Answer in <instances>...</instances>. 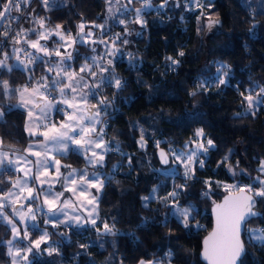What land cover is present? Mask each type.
<instances>
[{
    "label": "trees",
    "instance_id": "16d2710c",
    "mask_svg": "<svg viewBox=\"0 0 264 264\" xmlns=\"http://www.w3.org/2000/svg\"><path fill=\"white\" fill-rule=\"evenodd\" d=\"M107 3L55 0L51 7H45L42 0H32L20 22V29H35L22 36L24 41L26 37L36 39V33L43 30L36 22L41 18L44 30H55L59 24L66 37L79 35L78 26L84 23V30L91 29L97 43H75L72 62L76 66L89 58L92 45L100 49L101 38L112 47L107 39L115 32L119 36L113 39L115 47L123 52L101 75L106 79L97 89L100 98H107V110L101 106V126L106 146L113 149L106 153L104 165H88L72 151L56 155L62 162V176L83 167L101 175L104 183L96 224L82 228L48 225L55 251L49 253L43 245L32 253L30 264H101L113 254L115 264H203L199 254L211 229L210 209L226 194L224 187L235 185L248 191V187H260L257 177L264 179L259 171L264 161V104L256 115L242 113L240 104L242 92L255 94L258 86L264 87V0H203L194 10H187L184 0H151V8L142 14L145 26L135 23L139 29L132 27V21L142 0L132 4L120 0L129 11L122 10L110 19ZM22 9L13 14L19 15ZM205 16L216 21L217 28L208 32ZM121 19L127 27L120 26ZM51 36L47 41L50 46L58 41L57 36ZM16 51L11 43L0 50V60L7 54L8 65L0 67V110L4 111L0 133L24 123V115L15 110L20 90L50 82L42 79L50 76L46 60L35 61L26 71L14 64ZM172 60L179 63L173 65ZM218 78L225 84H218ZM115 79L122 82L119 89L114 86ZM4 81L8 82L7 90ZM92 99L97 103L96 96ZM201 129L203 136L197 137ZM142 135L143 147L138 144ZM207 139L214 147L202 155L203 168L195 164L191 179L184 176L181 165L171 167L170 152L185 149L193 141L206 145ZM40 140L32 137L24 144ZM117 145L119 151L115 150ZM158 150L169 156L166 167L158 161ZM225 157L227 162L221 163ZM16 176L4 168L0 191L9 189ZM173 190L179 193L175 203L171 197L161 199ZM145 197L151 198L145 203ZM256 199L260 216L247 223L251 230L264 229V198ZM183 208L194 209L191 217L195 219L190 217L187 227L179 214ZM104 223L112 233L104 230ZM8 237L7 226L0 222V264H10L4 243ZM98 240L103 248L97 245ZM243 241L246 251L241 264H264V245L250 241L248 231Z\"/></svg>",
    "mask_w": 264,
    "mask_h": 264
},
{
    "label": "snow or ice",
    "instance_id": "6c2138e0",
    "mask_svg": "<svg viewBox=\"0 0 264 264\" xmlns=\"http://www.w3.org/2000/svg\"><path fill=\"white\" fill-rule=\"evenodd\" d=\"M32 0H0V36H3L5 39H11L14 43H20V37L24 36L28 32H34L35 29H19L15 30L11 27L12 22L14 20H18V17L13 16L14 12H20L21 11V5L22 4H31ZM109 3L112 2V0H108ZM42 3L45 7H48L49 0H42ZM53 3H55V0H53ZM129 4L133 3V0H128ZM165 3H167V0H165ZM164 5L161 4L160 8H163ZM151 8V0H142V7L141 8H135V20L132 21L133 23H139L141 26H145V21L142 18V14L144 11H147ZM125 12H128L129 9L127 5H125ZM109 12H111V8L109 9ZM39 23L41 28H44L45 21L44 19H39L36 21ZM120 24H124L125 20L121 19L118 21ZM96 28H99L103 30L104 25H93ZM80 29V37L79 40H75L71 37L70 34L66 35L63 34L62 26L57 24L55 26V30H47L45 32H37L36 36L37 38L34 40L27 39L26 42L29 44V46L33 49H35L37 52H42L44 56L51 57L52 55H55L56 57H61L62 53L60 51V48H65L66 46L71 47L72 44L80 43L81 45L85 42V35H84V28L85 24L81 23L79 26ZM55 35L59 37L58 47L49 49L46 44H41V40H47L49 36ZM87 37H91L93 35L92 32H88ZM116 39H119V36L116 37ZM69 41L71 43H69ZM63 42V43H60ZM99 43L105 44V47L107 49L108 42L103 40L101 38ZM93 44L97 43L96 40L92 41ZM122 43L126 44L128 43L127 40H123ZM113 49H115V40L112 41ZM93 51L96 49L93 48ZM118 51V49H115ZM107 55H113V51L109 50ZM180 56H183L184 53L180 52ZM19 59V57H17ZM36 59L43 60V57L40 56H32L29 53V63L33 62ZM72 59V54H67V60ZM91 60L92 66L89 65L87 62L88 60ZM100 59H103V57H100ZM168 59H172L169 57ZM7 60V54H5V60H0V67H8L6 64ZM47 63V61H44ZM21 64H23V61H20ZM109 65L112 64V61L109 60L107 62ZM179 61L172 60V64H178ZM19 67V65H18ZM26 67V66H25ZM96 69H99L100 72H107L108 68L104 67L103 65L98 63L97 57H89L86 58L85 63L80 67L79 71L71 70V65H68L64 59L60 60L57 64L49 67L47 71L49 73H55V77L52 76H45L42 79L44 81L51 80V86L47 83H43L41 86L45 89V92L50 95L53 91H58L62 102L66 103L68 107L72 108L74 111L67 114V121L61 123L59 126L52 124L50 126V131L52 133L51 136H49V133L46 131L43 133L46 140L50 141L49 144L44 145V160H37L36 163L38 165V172L35 176V180H41L42 176H47L49 169L54 170L55 177L52 180L49 181H41L40 187H43L44 183L49 184V194L45 195L44 197V203L48 205L49 212H51L53 215H56L55 213V207L57 205V201L59 200L62 193H57L55 197L49 198L51 195V185L55 182H59V178L62 176V173L60 172V160L56 159L55 156H52L51 153H60V154H67L69 151L71 145L78 146V149L80 150L82 155H87L88 153L91 154V158H89L88 162L90 164H97L100 163L102 165V162L104 161L105 155L107 152L112 151V148L105 146V141L103 139V133H98L96 139L90 138L89 134L92 132H95V126L100 123L96 117L100 116V111H96L92 113L91 115H88L87 110L80 107L81 104L87 105L89 104V101L87 100V96H78L75 95L79 89H82L84 87H88V85L84 84V76L80 75L81 73H86L90 75L93 80H95L96 77ZM9 71H11V68H8ZM23 70V69H22ZM221 71V69H218V72ZM223 75H227L226 72L223 73ZM105 77L101 76L100 80L95 83V88H101L102 85L105 82ZM108 83L111 85L112 81H108ZM121 81L119 79H115L114 86L119 89L121 87ZM218 84H225L224 79L218 78L217 80ZM3 87L7 90L8 89V82H3ZM68 89L66 92L65 90ZM24 91H28L27 88H25ZM34 92L38 90H33ZM93 96L98 95V93H95L94 91L91 93ZM195 95V93H193ZM242 96V103L247 102V111L253 112V109L257 107L258 105L264 104V87L258 86V91H255V94L252 92H249V94L245 95L243 92L241 93ZM40 98L42 100H47L46 107H52L53 106V100L54 97L51 100H48L46 95L44 93H40ZM107 98L101 97L96 105H91V107L95 108L98 105L103 106V110H107ZM31 115V112L29 113ZM4 116V111L0 110V119H2ZM87 121V122H85ZM45 127H48L47 125ZM197 137L203 136V130H198L196 133ZM192 143L196 144V148L193 150L188 145L185 146L184 151L176 152L175 150L172 151L171 155L173 157V163H179L184 168V176L188 179H191L194 176V166L195 164H199V167L203 168L204 163L202 159H198V157L203 153L207 154L208 149L210 147H214V142L211 139L206 140V145L204 143H200L198 141H193ZM159 145V142H157V146ZM141 146H143V135L141 136ZM96 149H100V152H97ZM116 151H119V146L117 145L115 148ZM29 152L33 156L39 157L41 155L40 152H32L31 149H29ZM168 154L161 151L160 157L164 164H168ZM49 159L54 160V164H49ZM227 157L224 158L221 163L227 162ZM7 160L8 165L10 166H16L19 165L20 161L17 159L16 161L8 160L7 154L0 153V171L3 170L5 161ZM28 163H32L31 161H28ZM129 164H131V160L129 159ZM71 167V166H67ZM42 169L43 171H40ZM115 169V166H114ZM18 171H24L22 168H17ZM31 169H28V172H30ZM259 171L261 174H264V161L260 162ZM235 174V173H233ZM27 176V172L25 173ZM65 182V188L67 191H71L73 193H78L80 197H84L87 199L88 191L87 188L84 186L87 184L90 187H95L97 190H99L102 185L103 181L100 179L99 176H96L93 179H89L86 172H82L79 174V183L80 187L76 188L73 187L77 184V173L76 170L73 169L70 171L66 176L63 177ZM257 182L260 185L258 189H252L251 187H248V191L254 192V196L264 198V179H261L260 177H257ZM12 187L19 188L21 192L26 191L28 196V199H38L39 194H37L35 197L33 196V189L28 187V180L25 179L24 181L17 180L15 183L12 184ZM177 187L183 188L184 185H178ZM229 188L236 187L235 185H229ZM237 191H244L243 188H237ZM16 193L9 192L5 196H0V208L4 207V202L8 200L9 196H16ZM179 193L175 190L168 193L167 196L161 198L163 201H168L169 197L172 198V202L175 203L176 199L178 198ZM17 198H19L17 196ZM153 199H155V189L153 190ZM96 197H93L92 199L88 200L89 204H93L96 200ZM145 199H148V197H145ZM23 207V205H21ZM64 207H68V202L64 203ZM255 207V200L253 196L244 195L238 198H226L223 205H217V229L214 233H212L208 239L204 242L205 248L203 257L205 260L209 262V264H237V261L240 259L241 255L244 253L245 245L243 241L241 240V231L247 230L249 231V239L250 241H255L258 244L264 245V229H253L249 230L247 229V222L252 218L260 215L259 213L253 211ZM94 210V209H93ZM194 209L191 208H183L180 209L179 214L183 217V224L185 227L188 226L189 218L191 217V212ZM63 211V209H61ZM28 213H32L33 209L31 206L28 207L27 210ZM20 214V213H18ZM21 219H24V216L26 214H20ZM0 216H3V213H0ZM32 220L36 219L35 214H32L30 217ZM77 223L80 222L79 217L73 218ZM191 219H195L194 217H191ZM90 222L92 225L96 224V218L91 217L90 214ZM8 223L12 225V230L14 234H18V229L16 228V225L12 222L11 219L8 220ZM33 227H36L35 225ZM104 230L108 233H112V228L109 227L107 223H104L103 225ZM25 235H27V232L25 230ZM47 234L44 233L41 236L40 240H36L32 242V245L35 247H39L42 240L46 238ZM11 243V241H9ZM32 245H30L26 251L31 252L32 251ZM81 247H86L85 245H81ZM16 255H20V252L17 251ZM24 259H27L25 256ZM140 264H145L144 261H140Z\"/></svg>",
    "mask_w": 264,
    "mask_h": 264
},
{
    "label": "rangeland",
    "instance_id": "374dc122",
    "mask_svg": "<svg viewBox=\"0 0 264 264\" xmlns=\"http://www.w3.org/2000/svg\"><path fill=\"white\" fill-rule=\"evenodd\" d=\"M107 2H108V0H107ZM202 2H203V0H184V4H185V7H186L187 10H194L196 8L201 7ZM52 3H53V0H49L48 7L49 6L51 7ZM107 4H108L107 16L109 17V19L113 18L114 15H116L117 13L121 12L122 10H124V7L120 4V0H112L111 3L108 2ZM110 8H111V12H109ZM113 23H114V21H113ZM204 23L206 25V28H207L208 32L212 31V29L214 30L218 26V23L216 21H214L213 19H210L208 17L204 18ZM138 24L134 23V25L132 27L139 29L140 27L135 26V25H138ZM139 25H141V24H139ZM120 26L125 28V27H127V24H125V23L124 24H120ZM42 29L43 30L41 32L47 31V30H44V28H42ZM88 32H92L91 29L86 30V31L84 30V35L86 37L85 38V43L86 42L87 43H92V41L95 40V38L93 37V35L91 37H87L86 34ZM78 34L79 35H77V36H71V37L78 41L79 37H80V29L78 31ZM50 37H52V36H49V38ZM115 38H116V32L111 34L109 39H107V40H109V44L112 45V41ZM48 39L47 40H41L40 43L41 44H46L49 49H53V48L58 47V43H53L52 46L48 45L47 44ZM57 39L59 41V37ZM60 43H63V42H60ZM69 43H71V42L69 41ZM74 45L75 44H72L71 47H67L66 46V51H65V48H60V51L62 53L61 57H56L55 55H52L51 57H48V56H44L42 52H37L35 49L31 48L29 46V44L27 43V47L29 49V53L32 56H34V57L35 56H40V57H43V60L47 61V66H46V72L47 73H49L47 71V69L49 67L57 64L62 59H64L68 65H71V70H74V71H77V72L79 71L80 67L85 62H81V64L79 66H76V64L72 62L74 57H75V55H73V47H74ZM101 45L102 46L100 47V49H98L96 45H92V49L95 48L96 50L93 51L91 49V52L89 53V57H93V56L97 57L98 63L103 65L104 67H107L109 69V66H111L112 64L109 65L107 62L109 60H111L112 63H113L119 57H122L123 52L120 51L119 47H115V49H118V51H117V50L113 49V46L111 47V46L107 45V49H106L105 44L101 43ZM109 50H112L114 54L113 55H107L106 53ZM68 53L72 54V59L71 60H67V54ZM100 57H103V59H100ZM39 60L40 59H36L35 61H39ZM125 60H126V58H125ZM88 63H89L90 66H92V62H91L90 59H89ZM14 64L19 65V66L22 65L20 63V61L17 60V59L15 60ZM96 73L97 74H96L95 80H93V78L90 75H88L86 73H81L80 75L84 76L83 83L88 85V87H84L82 89H79L78 92L75 94V95H78V96H87V100L89 101V104H87V105L81 104L80 107L83 108V109H86L88 115H91L92 113H94L96 111H100V113H101L100 116L96 117V119H98L100 121V123H98L95 126V132H92V133L89 134L90 138H92V139H96L97 138V134L102 132V126H101L102 110H101V106L98 105L95 108L91 107V105H96L97 104L96 101H94L92 99L93 95L91 93L93 91L95 93H98L97 88H95V83L100 80V78H101L100 76L102 74H104L105 72H100L99 69H96ZM49 74H50V76L55 77V73H49ZM49 85L51 86V80L49 82ZM65 91L67 92L68 89H66ZM50 96L55 98L54 101H55L56 105L57 106L58 105L61 106L62 109L64 110V112H63L62 116L59 115L56 119L50 118L49 120L42 121V123H41L42 126H44V127L46 125L48 126L46 128H50V126L52 124H55V125L59 126L61 123L68 122L67 121V114L74 111L72 108L68 107V105L66 103L62 102V98H61V96H60L58 91L51 92ZM96 99L99 100L100 96L96 95ZM240 104H241V108H242V113L249 114V115L257 114L259 112L260 108L263 105V104H261V105H258L257 107H255L253 109V112L255 114H253L252 112H248L247 111V102L246 101L243 102V103L241 101ZM85 122H87V121H85ZM13 126H17V125L13 124ZM8 138H9L8 136H7V139L2 137V139L0 141L1 147L5 146L4 148H9V147L15 148L16 146L13 144V141H12L13 139L10 140ZM198 142L204 143L203 141H198ZM138 144H139V146H141V139L138 140ZM187 145L189 147H191L193 150L196 148V144L195 143L187 144ZM105 146H106V144H105ZM143 146H144V142H143ZM143 146H141V147H143ZM71 149H78V146L71 145L69 151ZM184 150H186V149L179 148V149L176 150V152H180V151H184ZM96 151L100 152L101 150L100 149H96ZM171 153L172 152H170V157L173 159ZM51 155L55 156L56 159H59V158L56 157V155H62V154L53 152V153H51ZM78 155L82 156L81 154H78ZM202 155H204V154L202 153L198 157V159H202ZM89 158H91V154L90 153H88L87 155L83 156V159L85 160V162H88ZM17 159H19V161H20L19 165H16V166L7 165L8 168H14V169L22 168V169H24V171H21L22 174H23L22 177L17 179V180L24 181L25 179H27L28 180V187H30V188H32L34 190L33 191V196L35 197L37 194H39V197H38V199H31L30 200V199L27 198L28 194H27L26 191L21 192L18 187L14 188L12 186H11V188L7 189L5 192H1L0 191V196H5L10 191L17 194L16 196H9L8 200L4 202V207L0 208V213H3V216H0V222L5 224L7 226V228H8V230H9V237L4 241V243H5L6 248H7V253L9 255V257H10V264H30L32 253L38 251L43 245L46 246L45 250L47 252L50 253V252H54L55 251L56 245H54L50 241V239H49V231L46 229V227L48 225H65V226H76V227L78 225H77V222L73 221L74 220L73 218L75 217V215L70 214V212L72 213L71 209H68L69 212H65L64 210L63 211L60 210L61 207H59V206H61L60 204H61V202L64 200V198L66 196V191L62 188V184H59L58 187L51 189V195L49 196L50 199L55 197V195L57 193H62V195L60 196L59 200L57 201V205L55 207L56 215H53L51 212H49L48 205L44 203V197H45V195L49 194V188L48 189H37V188H35L33 186V184L31 183V181H32L31 171H30V174L28 172V169H31V166H29V163L26 160V157H24V156H22L20 154L14 153L13 156L10 157L9 160L16 161ZM104 160H105V158H104ZM49 161L54 164V160L49 159ZM23 162L25 164H22ZM31 164L32 163H30V165ZM60 164H61V167H62L61 160H60ZM103 165H104V161L102 162V165L100 163H97V164H95L93 166L100 167V166H103ZM176 165H181V164L173 163V161H172L171 167H175ZM61 167H60V171H61ZM26 172H27V176L25 175ZM82 172L88 173L87 172V168L83 167L80 170V173H82ZM96 176H99L100 179L102 180L101 175H99L98 173H94L93 176H92V179L95 178ZM17 180H14L12 183H15ZM103 183H104V181H103ZM224 188L227 189L229 187L225 186ZM237 188H239V187L236 186L234 188H229V193L236 192ZM243 189H245V188H243ZM17 196L19 198H17ZM149 198H151V197H148V199ZM148 199H144V202L146 203L148 201ZM21 205H23V207H21ZM29 206H31L32 209H33L32 213H28L27 212ZM18 213L26 214L24 216V219H21V215L18 214ZM97 213H98V209L96 207V214ZM32 214H35V216H36L35 220H32L30 218ZM9 219H11L12 222L16 225V228L18 229V234H14L13 233L12 225L8 223ZM86 224L87 225L88 224L92 225L90 221H87ZM34 225L36 227H33ZM247 229L251 230L250 228H247ZM25 230L27 232V235H25ZM44 233H46L47 236H46V238L44 240H42V242L40 243L39 247L37 248L34 245H32V242L36 241V240H40L41 236ZM9 241H11V243H9ZM96 243H97V245L100 248H103L104 245H103V242L101 240H98ZM30 245H32V251L31 252H27L26 249ZM17 251L20 252V255H16ZM25 256L27 257V259H24ZM115 260H116V257H115V254H113L104 263H101V264H115ZM144 262H145V264H162L161 261H144Z\"/></svg>",
    "mask_w": 264,
    "mask_h": 264
},
{
    "label": "crops",
    "instance_id": "0c3cea01",
    "mask_svg": "<svg viewBox=\"0 0 264 264\" xmlns=\"http://www.w3.org/2000/svg\"><path fill=\"white\" fill-rule=\"evenodd\" d=\"M25 88H27L28 91H24ZM25 88H22L20 90L19 95H18V100H17V103L15 105L16 113L20 114V115H24V123L21 125L15 126L14 130L11 132L0 133V141H1L2 137L7 139V136H8L9 137L8 139H10V140L13 139L12 140L13 144L16 147L15 148H12V147L4 148L5 146L1 147V144H0V152L7 154L8 160L10 159V157L13 156L14 153L20 154V155L26 157L27 161L32 162V164L31 165L29 164V166H31V177H32L31 183L33 184V186L37 189H48L49 188L48 183H44L42 188L40 187V184H41V181L52 180L55 177L54 170L49 169L48 175L42 176L41 180H35L34 179L37 172H38V165H37L36 161L37 160H41V161L44 160V145L50 143L48 140L45 139L43 133L47 131L49 133V136L52 135L50 128H46V127L42 126L41 123H42V121L49 120L50 118L56 119L59 115L62 116L63 113L57 112V110H56L57 105H56L54 100H53V106L52 107H46L47 100H42L40 98V93H44L45 95L47 93L45 92V89L40 84L35 83L34 86L25 87ZM34 89L38 90V91L34 92L33 91ZM46 97L48 100H50L51 96L47 94ZM51 98H53V97H51ZM30 112H31V115H29ZM32 137H40L41 140L37 141V142H29L27 144H24V142L27 139L32 138ZM29 149H31L32 152H40L41 155L39 157L33 156L30 154ZM70 151H72L76 154H81L80 150H78V149H71ZM83 156L84 155H82L81 157H83ZM48 163L53 164L50 161H48ZM86 163L88 165H93V164H90L89 162H86ZM22 164H25V163L23 162ZM7 165H8V163L6 160L4 168H8ZM4 168H3V170H4ZM8 169H10L11 171H13L14 173L17 174L15 180L21 178L23 175L21 171H18L14 168H8ZM40 171H43V170L40 169ZM87 172H88L87 173L88 178L92 179L94 172L90 173L88 170H87ZM76 173H77V184L74 185L73 187L79 188L80 183H79L78 177L80 174V170H76ZM29 174H30V172H29ZM63 177L64 176H61L59 178V182H55L51 185V189H53V188L58 187L59 184H62V188L66 191V196H65L64 200L61 202V204H60L61 206H59V207H61V209H63L65 212H69L68 209H71L72 213L70 212V214L75 215V217L80 218V222L77 223V225H78L77 228L92 226L89 224L87 225L86 222L90 221V214H91V217H95L97 220L96 207L98 209L99 197H100V194L102 192L103 186L99 190H97V188L90 187L87 184H85L84 186L87 188V191H88L87 199H85L84 197H80L78 193H73L71 191H67L65 188V182H64ZM93 197H96L97 199L94 201L93 204H89L88 200L92 199ZM65 202H68V207H64ZM73 221H75V220H73ZM60 226H65V225H60Z\"/></svg>",
    "mask_w": 264,
    "mask_h": 264
},
{
    "label": "water",
    "instance_id": "95a60500",
    "mask_svg": "<svg viewBox=\"0 0 264 264\" xmlns=\"http://www.w3.org/2000/svg\"><path fill=\"white\" fill-rule=\"evenodd\" d=\"M161 151L165 152L164 150H158L157 151V158H158V161L160 163V165L162 167H166L168 164H164L161 160V157H160V153ZM166 153V152H165ZM167 154V153H166ZM168 158V161H169V156H167ZM244 195H249V196H253L254 197V200H255V207L253 209V211L259 213L257 210H256V207H257V199L254 195H252L251 193H249L248 191H246L244 189V191H236V192H233V193H226L219 202L217 203H214L212 206H211V209H210V215H211V229L210 231L207 233V235L203 238L202 240V244H201V250H200V254H199V258H200V261L203 263V264H209V262L207 260L204 259L203 257V253H204V248H205V244L204 242L208 239V237L214 233L217 229V209H216V206L217 205H223L224 204V201L226 198H238V197H241V196H244ZM260 214V213H259ZM260 216V215H258ZM258 216L256 217H252L248 222H250L252 219H255L257 218ZM247 222V223H248ZM245 233V230H242L241 231V240L243 241V235ZM244 243V241H243ZM245 251L246 249L244 250V253L241 255L240 259L237 261V264H241V260L243 259L244 255H245Z\"/></svg>",
    "mask_w": 264,
    "mask_h": 264
},
{
    "label": "built area",
    "instance_id": "2783aa9c",
    "mask_svg": "<svg viewBox=\"0 0 264 264\" xmlns=\"http://www.w3.org/2000/svg\"><path fill=\"white\" fill-rule=\"evenodd\" d=\"M29 5H30V4H27V5L22 4V5H21V7H23L22 12H21L19 15H14V14H13V16L18 17V20H14V21L12 22L11 27H12L13 29H15V30H19V29H20V22H21V20H22L23 15H24L25 12H26V10L28 9ZM19 39H20V43H14V42H12V40H11L10 38H9V39H5L3 36H0V50L4 47V45L9 44V43L16 45V47H17L16 58L19 57V59H17V60H19V61H23V64L21 65V67H22L24 70L27 71L28 67H29L31 64H33V63L35 62V60H34L33 62L29 63V50H28V47H27V43H26V41H24V40L22 39V36H21ZM25 66H26V67H25ZM28 87H30V86H28ZM51 99H52V98L50 97V100H51ZM56 110H57L58 113H63V111H64V110L62 109V107L59 106V105L57 106ZM224 190H225L227 193H229V188H227V189L224 188ZM232 193H233V192H232Z\"/></svg>",
    "mask_w": 264,
    "mask_h": 264
}]
</instances>
